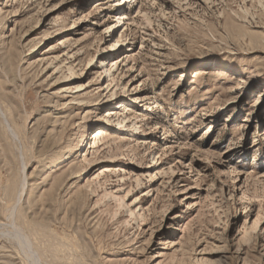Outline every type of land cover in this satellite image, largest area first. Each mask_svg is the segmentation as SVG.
I'll list each match as a JSON object with an SVG mask.
<instances>
[{"label": "rangeland", "instance_id": "374dc122", "mask_svg": "<svg viewBox=\"0 0 264 264\" xmlns=\"http://www.w3.org/2000/svg\"><path fill=\"white\" fill-rule=\"evenodd\" d=\"M0 264H264V0H0Z\"/></svg>", "mask_w": 264, "mask_h": 264}]
</instances>
